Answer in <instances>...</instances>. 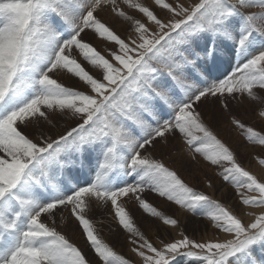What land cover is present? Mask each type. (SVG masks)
<instances>
[{"label":"snow or ice","instance_id":"1","mask_svg":"<svg viewBox=\"0 0 264 264\" xmlns=\"http://www.w3.org/2000/svg\"><path fill=\"white\" fill-rule=\"evenodd\" d=\"M105 10L128 23L127 39L100 18ZM86 30L116 48L102 54L84 40ZM209 98L225 111L247 99L264 123V0H0V264H91L57 231L64 209L103 264H131L87 217L97 202L110 203L135 237L131 251L142 264H264V176L243 167L204 121L199 106ZM231 123L264 148V127L235 116ZM175 135L223 167L237 202L259 212L244 222L149 151ZM256 159L264 167V152ZM74 169L82 180L50 182ZM146 190L199 211L231 239L180 231L155 246L123 198L166 226L179 222L144 199Z\"/></svg>","mask_w":264,"mask_h":264},{"label":"rangeland","instance_id":"2","mask_svg":"<svg viewBox=\"0 0 264 264\" xmlns=\"http://www.w3.org/2000/svg\"><path fill=\"white\" fill-rule=\"evenodd\" d=\"M139 2L150 6L153 5V3H150V0H139ZM125 10L130 15L143 19L141 14L135 10L127 9L126 7ZM154 10L160 16L165 15V13L160 12L159 8H154ZM252 11H259V9H253ZM99 15L121 38L127 39L130 34L127 22H123L115 17L110 10H105ZM83 37L86 42L92 44L106 56L109 50L116 48L114 43L99 39L90 30H86ZM77 59L84 63L85 67H88L91 71L90 66L86 62L78 56ZM225 64L227 65V63ZM256 107V105L244 99L243 103L233 102L230 104V111H225L221 108L218 101L209 98L199 106V110L202 113L204 121L213 129L215 134L236 153L241 165L258 177H261L264 176V167L258 164L256 156L258 153L264 152V148L248 143L241 134V131L231 123V117L235 116L257 129L264 127V123L255 115ZM61 123L63 124V121ZM149 151L155 158L162 159L170 168L174 169L189 186L197 191L204 192L211 196L212 199L232 208L238 215H241L244 222H248L250 219L247 215L248 212H259L258 209L242 208L237 202L233 187L222 178L223 167L207 163L201 155L195 154L179 135L169 136L167 141H157L156 147L149 149ZM72 180L73 178H70L69 182ZM209 184H211V187H209ZM142 195L158 211L177 219L179 222V227L177 228L166 226L159 218L145 213L134 199L123 198V206L128 211L134 227L157 247L160 246L161 239L167 242L173 237L178 238L180 231L197 240L211 238L222 241L231 239L230 235L207 227L209 221L199 211L197 213L187 212L151 191L146 190ZM86 214L93 222L100 239L110 246L118 256L129 259L131 264H142V260L131 251L133 245L129 243V240L135 237L119 226L110 203H94L91 210ZM55 219L57 231L77 246L91 264H103L86 241L78 222L71 218L68 210L64 209L61 213H57Z\"/></svg>","mask_w":264,"mask_h":264},{"label":"bare ground","instance_id":"3","mask_svg":"<svg viewBox=\"0 0 264 264\" xmlns=\"http://www.w3.org/2000/svg\"><path fill=\"white\" fill-rule=\"evenodd\" d=\"M150 3H153V0H150ZM160 10V9H159ZM104 12V11H103ZM161 12V11H160Z\"/></svg>","mask_w":264,"mask_h":264}]
</instances>
